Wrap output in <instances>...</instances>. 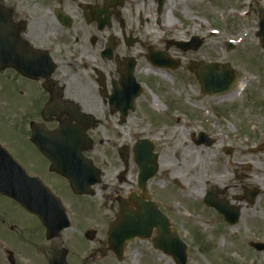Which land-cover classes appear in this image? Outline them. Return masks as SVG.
Instances as JSON below:
<instances>
[{
    "label": "flooded vegetation",
    "instance_id": "1",
    "mask_svg": "<svg viewBox=\"0 0 264 264\" xmlns=\"http://www.w3.org/2000/svg\"><path fill=\"white\" fill-rule=\"evenodd\" d=\"M196 1L0 0L12 20L11 30L0 31V145L25 174L15 182L0 180V264L157 260L159 228L148 239L111 244L121 206L126 216L162 214L178 234L182 206L202 211L214 239L241 244L256 236H244L242 224L251 216L257 225L255 210L264 205V140L223 145L219 155L228 161L216 159L206 168L200 196H189L185 185L192 180L179 174L167 152L176 128L189 129L194 117L183 105L174 109L178 103L167 88L157 93L160 85L151 75L185 70L198 85L192 69L209 62L189 55L205 50L210 27L221 28L203 18ZM263 5L255 0L249 15L259 20ZM192 34L199 38L196 48L184 44ZM148 92L151 98L145 99ZM159 97L167 103L162 110L155 109ZM139 141H149L150 158L145 147L135 152ZM220 144L213 140L212 146ZM38 145L65 166L53 168ZM253 189L259 194L251 204ZM18 194L49 204L48 210L55 207L51 194L68 222L47 225L14 199Z\"/></svg>",
    "mask_w": 264,
    "mask_h": 264
},
{
    "label": "rangeland",
    "instance_id": "2",
    "mask_svg": "<svg viewBox=\"0 0 264 264\" xmlns=\"http://www.w3.org/2000/svg\"><path fill=\"white\" fill-rule=\"evenodd\" d=\"M241 2L242 0H213L209 4L204 2L199 5L198 3L202 2L198 0L195 4L203 18L209 19L221 29L216 37H209L205 50L189 57L203 59L209 63L220 58L219 62L230 63L236 72V81L228 92L209 98L202 96L195 79L185 70H178L177 74L168 72L164 77L151 75L160 85L156 87L157 93L167 88L166 92L173 95L172 103L174 101L178 103L174 109L180 111L185 106L188 114L194 117V120L188 121V125L191 126L189 129L182 130L181 124L176 128L171 143L173 145L167 151L174 156L179 174L192 180V184L185 185L189 196H200L197 190L201 189H199L202 185L201 179L206 174V168L212 167L216 159L223 158L225 162L228 161L225 155H219L223 154V145L234 146L237 141L251 143L254 140L252 138L264 130V50L261 49L259 38L255 34L256 22L253 14L247 19L242 16H238V19L231 18L233 14L230 11L238 10L237 6L242 4ZM262 7L264 5L257 9ZM246 30L248 33L244 32ZM228 42L235 45L231 51L227 49ZM187 79H192V82H188ZM244 80H247V83L244 89L238 92ZM150 98L148 92L145 99ZM165 105L167 103L159 97L155 109L162 110L161 107ZM198 125H205L211 129V134L222 144L207 148L192 143V136L201 130ZM130 136L133 138L134 134ZM242 148L246 149L244 146ZM182 200L178 196V202L181 203ZM177 210V225L181 238L189 244L188 264H264V254L253 252L246 244L242 246L228 239H214L209 236V229L204 227L206 225L203 213L198 208L184 209L178 206ZM255 211L257 216L253 218L257 219L258 223L255 226L252 217L245 216L242 224L244 236L254 233L256 237L252 238H258L264 235V224L261 220L264 205ZM243 213H252V210ZM247 228H251L252 231H247ZM153 263L175 264L164 254L155 261L145 260L142 263L129 264Z\"/></svg>",
    "mask_w": 264,
    "mask_h": 264
},
{
    "label": "water",
    "instance_id": "3",
    "mask_svg": "<svg viewBox=\"0 0 264 264\" xmlns=\"http://www.w3.org/2000/svg\"><path fill=\"white\" fill-rule=\"evenodd\" d=\"M1 12L5 14V10L2 9ZM11 29V20L10 16L7 15L6 17L0 16V31H5V30H10ZM217 65H211L209 66L208 73L207 74H201V72L198 74L199 79L201 80V83L203 85V90L207 93H218L222 91L228 90L233 81H234V75L233 72L230 68V65L225 66V70L223 72H220L219 74H214V71L217 69ZM201 69H205L201 67ZM202 71V70H201ZM5 153L2 151V156H4ZM2 167H4L1 164ZM18 200L24 205L28 206L30 209L35 208L34 211L37 212L43 220L45 218H48L52 220V214H46L42 209H37L35 205L32 203V200L30 199L29 202H27L23 198H18ZM119 222H122L120 219ZM121 226H118L117 229H122L120 228ZM141 231V229H140ZM161 243L160 246L167 252L168 254H172L175 256L177 264H186L187 263V254L184 248H182L181 243L173 238L167 239L168 232H167V225L162 224L161 227ZM257 247L258 250H264V245L261 244H256L254 245Z\"/></svg>",
    "mask_w": 264,
    "mask_h": 264
},
{
    "label": "bare ground",
    "instance_id": "4",
    "mask_svg": "<svg viewBox=\"0 0 264 264\" xmlns=\"http://www.w3.org/2000/svg\"><path fill=\"white\" fill-rule=\"evenodd\" d=\"M218 59H220V58H218ZM246 83H247V80H244V82L241 84L238 92H241L244 89Z\"/></svg>",
    "mask_w": 264,
    "mask_h": 264
}]
</instances>
